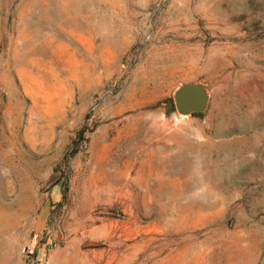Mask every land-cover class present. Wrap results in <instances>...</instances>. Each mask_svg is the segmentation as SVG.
Masks as SVG:
<instances>
[{
	"label": "rangeland",
	"instance_id": "1",
	"mask_svg": "<svg viewBox=\"0 0 264 264\" xmlns=\"http://www.w3.org/2000/svg\"><path fill=\"white\" fill-rule=\"evenodd\" d=\"M47 227L34 264H264V0H0V264Z\"/></svg>",
	"mask_w": 264,
	"mask_h": 264
},
{
	"label": "water",
	"instance_id": "2",
	"mask_svg": "<svg viewBox=\"0 0 264 264\" xmlns=\"http://www.w3.org/2000/svg\"><path fill=\"white\" fill-rule=\"evenodd\" d=\"M209 95L202 83H184L173 94L174 107L181 116L203 113L207 109Z\"/></svg>",
	"mask_w": 264,
	"mask_h": 264
},
{
	"label": "built area",
	"instance_id": "3",
	"mask_svg": "<svg viewBox=\"0 0 264 264\" xmlns=\"http://www.w3.org/2000/svg\"><path fill=\"white\" fill-rule=\"evenodd\" d=\"M52 231L49 227L41 232H34L28 241L21 248V256L25 264H34L37 262V253L40 250L46 251L51 248Z\"/></svg>",
	"mask_w": 264,
	"mask_h": 264
},
{
	"label": "trees",
	"instance_id": "4",
	"mask_svg": "<svg viewBox=\"0 0 264 264\" xmlns=\"http://www.w3.org/2000/svg\"><path fill=\"white\" fill-rule=\"evenodd\" d=\"M193 115H201V113H197V114H193ZM64 191H66L65 187L63 188V193H64Z\"/></svg>",
	"mask_w": 264,
	"mask_h": 264
}]
</instances>
